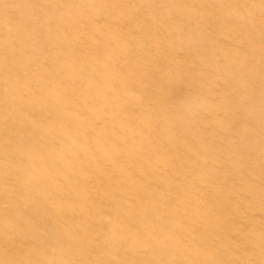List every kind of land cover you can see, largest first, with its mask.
<instances>
[{
	"label": "rangeland",
	"instance_id": "374dc122",
	"mask_svg": "<svg viewBox=\"0 0 264 264\" xmlns=\"http://www.w3.org/2000/svg\"><path fill=\"white\" fill-rule=\"evenodd\" d=\"M0 264H264V0H0Z\"/></svg>",
	"mask_w": 264,
	"mask_h": 264
}]
</instances>
